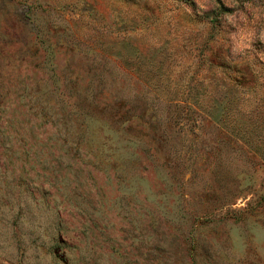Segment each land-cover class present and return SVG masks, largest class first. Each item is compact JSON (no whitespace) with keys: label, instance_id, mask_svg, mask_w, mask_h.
I'll list each match as a JSON object with an SVG mask.
<instances>
[{"label":"rangeland","instance_id":"rangeland-1","mask_svg":"<svg viewBox=\"0 0 264 264\" xmlns=\"http://www.w3.org/2000/svg\"><path fill=\"white\" fill-rule=\"evenodd\" d=\"M0 264H264V0H0Z\"/></svg>","mask_w":264,"mask_h":264}]
</instances>
